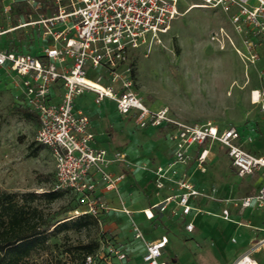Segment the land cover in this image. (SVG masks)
Returning a JSON list of instances; mask_svg holds the SVG:
<instances>
[{
  "label": "rangeland",
  "instance_id": "obj_1",
  "mask_svg": "<svg viewBox=\"0 0 264 264\" xmlns=\"http://www.w3.org/2000/svg\"><path fill=\"white\" fill-rule=\"evenodd\" d=\"M174 2L179 14L170 22L168 31L159 34V42H152L149 48L147 44H141L135 50L136 90L143 103L153 110L166 107L172 117L188 123L210 122L222 128L234 125L241 135L243 148L264 154V111L251 99V92L264 86V48L260 49L261 56L255 63L249 62L242 56L244 46L228 13L220 7L192 6L187 9L199 0ZM220 28L223 34L218 35V40H212L211 34L219 32ZM5 40L6 36H3L0 43ZM42 47L40 40L36 39L34 43L25 42L22 51L41 54ZM87 77L95 80L96 73L89 72ZM13 81L0 69V193L34 194L31 196L35 200L33 204L42 210L48 222L74 219L79 214L75 210L86 208L78 195L64 190L62 196L54 201L39 196L41 192L54 189V160L50 150L35 139L38 124L13 112V107L20 102L19 90ZM75 102L79 104L78 99ZM97 109V113L89 112L90 120L96 130L106 132L104 136L96 133L97 145L109 151H123L132 168L145 171L144 165L151 167L172 153L174 141L158 128H140L126 117L115 114L112 107L109 112ZM249 137L251 141H248ZM194 148V145L190 147L191 153ZM195 167L188 172L191 180L206 183L207 192L215 186L216 196L248 195L256 191L261 182L258 174L238 175L225 148L219 143L212 145L204 170ZM148 183L153 189L152 182ZM148 183L137 172L131 173L126 181L127 187L134 188L132 192L136 199L132 202H138V205L130 204L132 193L127 188L126 194L120 192L122 200H118L115 193L109 194L114 196L119 207H122L119 202L128 208L145 207L148 200L143 196ZM148 191L150 193V188ZM99 201L106 207L112 203V200L108 203ZM104 210L98 214L97 225L91 224L80 230L69 228L51 237L46 250L35 253L30 262L44 264L52 259L57 264H80L76 254L67 255L69 246L93 241L102 246L108 240L126 253L121 264H143L145 244L135 238L133 224L139 227L146 241L162 234L168 236L169 244L160 258L167 264H231L249 246H246L247 240L252 234L264 235L263 229L253 233L240 224L264 228V212L253 208L244 209L241 213L231 211L232 220L205 213L197 215L193 218L196 229L190 233L180 224L190 220L191 215H182L180 210L176 219L169 222L161 218L163 213L148 221L137 211L127 215L108 210L110 216L104 215ZM232 237L236 243L230 241ZM102 254L100 248L99 255ZM254 257L258 264H264V248ZM110 260L117 261L114 257Z\"/></svg>",
  "mask_w": 264,
  "mask_h": 264
},
{
  "label": "built area",
  "instance_id": "obj_2",
  "mask_svg": "<svg viewBox=\"0 0 264 264\" xmlns=\"http://www.w3.org/2000/svg\"><path fill=\"white\" fill-rule=\"evenodd\" d=\"M199 7H220L228 13L234 31L244 46L242 56L255 63L264 48V0H199L190 4ZM179 14L174 0H1L0 2V69L12 77L18 88L17 96L37 116V143L47 147L54 160V189L68 190L80 197L85 211L94 216L105 209L95 194L98 187L115 191L124 173L108 169L112 163L130 167L123 151L111 154L103 148L91 145L93 133L88 115L74 108L76 96L84 92L94 93V102L104 99L115 103L122 116L133 115L140 128L165 124L171 128L169 138L175 150L165 166L143 169L153 173L155 187L163 188L170 180L176 193L164 196L141 211L145 218L153 219L163 213L171 201L182 215L205 212L193 204L197 198H207L222 204L219 215L230 220V206L238 210L253 207L264 212V154H255L241 143V135L234 125L219 127L207 123H188L172 117L168 108L157 110L146 106L136 90L134 71L135 50L141 44L150 47L159 42L170 22ZM14 32H17L15 35ZM11 34V35H9ZM13 34V35H12ZM223 29L211 34L218 40ZM41 42V54L22 51L26 42ZM231 44L234 42L229 38ZM95 72V80L87 77ZM263 81H264V74ZM257 93L253 100V92ZM57 97V100L54 98ZM252 102L264 111V86L251 92ZM251 141V138H248ZM217 142L225 148L232 166L240 176L258 174L260 185L252 194L240 197H219L212 186L207 191L197 189L185 174L177 175L176 165H187L192 159L203 171L208 146ZM196 147L195 156L190 147ZM158 193V192H156ZM122 210L131 214L122 204ZM81 211L75 210V213ZM242 224V223H240ZM135 238L145 244L143 264H167L160 259L168 237L146 241L136 224ZM192 231L194 224H184ZM235 243L236 239L231 238ZM264 247V235L254 239L231 264H257L253 253ZM118 261L126 259V253L112 244L102 245ZM85 264H94L93 256L85 257Z\"/></svg>",
  "mask_w": 264,
  "mask_h": 264
},
{
  "label": "trees",
  "instance_id": "obj_3",
  "mask_svg": "<svg viewBox=\"0 0 264 264\" xmlns=\"http://www.w3.org/2000/svg\"><path fill=\"white\" fill-rule=\"evenodd\" d=\"M133 74H136L135 67ZM12 110L38 124L36 114L24 103L19 102ZM63 191L52 189L41 192L39 196L48 201H54L62 196ZM33 195L17 192L0 193V264H32L30 262L31 257L39 251L46 250L51 237L69 228L80 230L91 224L97 225L99 222V215L94 216L88 212H83L85 209H80L81 212L74 219L55 223L48 222L44 218L42 210L33 204L35 201L31 197ZM105 242L106 244L109 243L108 240ZM100 246L99 242L94 241L80 243L69 246L66 252L67 255L76 254L80 258V264H85L87 255L93 256L94 264L124 263L125 260L111 261L112 257H116ZM100 248L103 251L102 255H99ZM44 264H57V262L48 259Z\"/></svg>",
  "mask_w": 264,
  "mask_h": 264
},
{
  "label": "crops",
  "instance_id": "obj_4",
  "mask_svg": "<svg viewBox=\"0 0 264 264\" xmlns=\"http://www.w3.org/2000/svg\"><path fill=\"white\" fill-rule=\"evenodd\" d=\"M137 83V82H136ZM76 99H78V103L80 104H76V102H75V100ZM54 100H57V97L56 98H54ZM75 100H74V108L75 109H80V110H82L83 112H85L87 115L89 114V120H90V111H92V113H97V112H99L98 111V109L97 108H99V109H102V111L103 112H109V110H110V108L112 107L113 108V110H114V113L115 114H117V115H120L118 112H117V110H116V107H115V103L113 102V101H111V100H109V99H104L103 101H101L99 104H97V103H95L94 102V93H92V92H84V93H82V94H80V95H78V96H76V98H75ZM106 103V104H105ZM77 106V107H76ZM122 116V115H121ZM123 117H126L129 121H131V122H133L135 125H136V123H135V119H134V117H133V115H127V116H123ZM90 130H91V132L93 133V140H92V142H91V145L94 147V148H102V147H99L98 145H97V141H96V138H97V136H96V133H98L100 136H104L105 135V131H103V130H96L95 128H94V124H93V122H91V120H90ZM152 127V126H151ZM153 128H158V131H161V132H163V134L164 135H166V137L169 139V140H172V139H170L169 138V135H170V133H171V128L169 127V126H167V125H165V124H162V125H160V126H155V127H153ZM109 135V134H108ZM107 136V135H106ZM106 138V137H105ZM107 139V138H106ZM109 140V139H108ZM214 143H217V142H214ZM214 143H212L211 145H209L208 146V157H209V151H210V149H211V147H212V145L214 144ZM175 144V143H174ZM103 149H105V148H103ZM114 149V148H113ZM196 149V147L194 148V150L192 151V155L193 156H195V150ZM105 150H107V149H105ZM174 150H175V146H174V149H173V151H172V153L170 154V155H168V154H166V156L164 157V158H162V159H160V161L156 164L155 163V165H153V166H151V168H154L155 166H157V165H161V166H165L166 165V163L169 161V159L171 158V156H172V154H173V152H174ZM108 151V153L109 154H111L112 153V151H109V150H107ZM226 153V152H225ZM127 156V155H126ZM207 159V158H206ZM193 166H196L195 168H197L198 166H197V164H196V161L194 160V158L192 159V161L189 163V164H187V165H181V164H178V165H176V170H177V175H182V174H185L186 176H187V178L194 184V186L197 188V189H199V190H201V191H205L206 189V183H197V182H194V181H192L191 180V177L192 176H189V171L191 170V168L193 167ZM130 169H128V168H126L124 165H122V164H120V163H112V164H110L109 166H108V169L110 170V171H112V172H114V173H120V172H123L124 173V178L122 179V181H120V183L118 184V195H117V193L115 192V191H108V190H103L101 187H98V189L95 191V194L97 195V197L100 199V200H106V202L108 203V201L109 200H112V203H108L107 204V207H106V210H104V215H110V211H108V210H112V211H119V212H123V213H125L123 210H122V207H119L117 204L118 203H115L114 202V200H115V198H114V196H111L109 193H115L116 194V196L118 197V200H122V198H121V195H120V192L121 191H123L125 194L127 193L125 190H126V188H127V190H128V192H131L132 193V197L130 198V196H129V200H130V204L131 205H138V202H136V203H133L132 201L133 200H135L136 199V195L134 194V192H132V190H134V188H131V187H127V184H126V181H127V179L129 178V176H130V174L131 173H141V177H143L144 178V180L146 181V183H148V182H152V184H153V189H151V184H149L148 183V188H147V190L145 189V196H143L142 195V193H141V196H143V197H146V199L145 200H148L147 201V206H145V207H140V206H133V207H131V208H128V207H126L125 206V203H123V202H119L120 203V205L122 206V204L127 208V209H129L130 210V212H131V214H132V212L133 211H137L138 213H142V209L143 208H146V207H148L150 204H152V203H154V202H157V201H159V200H161L164 196H167V195H172V194H175L177 191H176V189H175V187H174V185H173V183L170 181V180H168V179H166V180H163L164 181V186H163V188H161V189H157L156 187H155V183H154V175H153V173H151V172H148V171H143V170H136V168H132L131 166L129 167ZM199 172H201L200 170H199ZM149 188H150V193H149ZM156 192H158V193H156ZM149 193V194H148ZM253 193V192H252ZM252 193H249V194H252ZM138 195L140 196V194L138 193ZM148 195V196H147ZM240 196H243V195H240ZM240 196H236V197H240ZM219 197H221V196H219ZM193 204H195V205H197V206H199L200 208H202L205 212H201V213H195L194 211H192L191 213H189V214H187V215H191V219L190 220H188L187 222H189V221H191L192 223H193V218H195L197 215H200V214H209V215H212V216H216V217H220V218H222L220 215H219V213H220V209H221V207H222V204L221 203H219V202H217V201H214V200H208L207 198H197L196 200H194V202H193ZM173 207H175V204H174V202L173 201H171L170 203H169V205L167 206V210H165V212H163V216L161 217V218H163V220L166 222H169L168 220H172V219H176V217L178 216V214L177 215H172L171 213H170V209H172ZM108 208V209H107ZM230 208V216H231V211H237L238 209H236V208H234L233 206H230L229 207ZM248 208H253V207H248ZM245 209H247V208H245ZM253 209H255V208H253ZM244 210V209H243ZM243 210H238L240 213L243 211ZM103 212V211H102ZM101 212V213H102ZM126 214V213H125ZM127 215H130V214H127ZM142 215H143V217L145 218V216H144V214L142 213ZM162 215V213L161 214H159V213H157V214H155V216H154V218L153 219H150V221H152V220H154L155 218H157V216L158 217H160ZM111 216V215H110ZM146 219V218H145ZM223 219V218H222ZM146 220H148V219H146ZM225 220V219H224ZM230 220H232L231 218H230ZM149 221V220H148ZM186 223V222H185ZM184 223V224H185ZM184 224H180V227L182 226V228L183 229H185L184 228ZM243 225H245L246 227H248V228H250V230L254 233V231L255 230H259V231H262V229L264 230V228L263 227H252L249 223H242ZM195 225H194V229L192 230V231H190V232H193V231H195ZM186 231V230H185ZM188 233H190L189 231H187ZM162 235H165V234H162ZM161 235V236H162ZM167 236V235H166ZM168 237V236H167ZM256 238H259V236L258 235H256V234H252L250 237H249V239L247 240V245L246 246H248V244H250L254 239H256ZM155 239H157V238H155ZM151 240H154V239H151ZM151 240H149V241H151ZM231 241V240H230ZM237 242V241H236ZM235 242V243H236ZM169 244V238H168V241H167V243H166V246ZM165 246V247H166ZM164 247V248H165ZM264 247H262L261 249H263ZM260 249V250H261ZM260 250H258V251H256V252H254L253 253V258L255 259V257H254V254H256V253H258ZM144 251H145V248H144V250H143V253H144ZM143 253H142V255H143ZM162 255H163V250H162ZM255 261L257 262V260L255 259ZM257 264H258V262H257Z\"/></svg>",
  "mask_w": 264,
  "mask_h": 264
},
{
  "label": "bare ground",
  "instance_id": "obj_5",
  "mask_svg": "<svg viewBox=\"0 0 264 264\" xmlns=\"http://www.w3.org/2000/svg\"><path fill=\"white\" fill-rule=\"evenodd\" d=\"M192 6H197V5H192ZM192 6H191V7H192ZM256 96H257V93L254 91V92H253L252 99L255 100V99H256ZM254 102H255V101H254Z\"/></svg>",
  "mask_w": 264,
  "mask_h": 264
}]
</instances>
